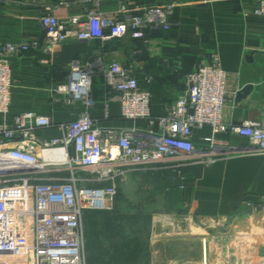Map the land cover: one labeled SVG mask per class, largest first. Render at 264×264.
Instances as JSON below:
<instances>
[{"label": "crops", "instance_id": "crops-1", "mask_svg": "<svg viewBox=\"0 0 264 264\" xmlns=\"http://www.w3.org/2000/svg\"><path fill=\"white\" fill-rule=\"evenodd\" d=\"M156 5H173L170 26L145 27L142 37L128 32L105 40L71 37L52 44L41 24L45 14L86 18L92 8L103 15L128 20ZM261 9L262 13H256ZM109 32L106 29L108 35ZM8 42H26L29 48L8 57L12 69L11 105L7 113L0 112V124L11 127L16 116L25 112L47 116L52 125L35 130L37 137L44 140L62 138L65 135L62 125L86 112L100 127L127 129L144 124L143 120L122 115L120 93L107 82L105 71L101 70L114 61L133 67L140 87L150 92L152 115L161 116L168 115L174 102L185 92L187 75L201 65L211 64L216 53L227 73L224 122L240 124L264 119L261 0H101L97 4L88 0H69L68 4L61 0H0V50ZM76 62L92 67L91 103L61 89L71 82L72 66ZM247 85H252L249 93L239 96ZM212 136V126L205 124L195 130L194 143L211 149L205 138ZM215 138L218 154L211 163L193 161L182 167L180 175L158 165L144 166L127 174L133 179L138 176L157 179L158 191L166 197L164 202L177 211L202 219L245 221L246 234H253L256 240L251 252L258 255L257 259L254 255L245 256L243 251L239 258L231 251L223 258L215 253L203 254L208 256L210 264H252L253 259L263 264L264 212L255 210L249 203H259L264 195V154L246 152L250 148L249 139L233 132L217 133ZM47 175L50 173L41 177ZM82 225L86 264L87 260L90 264L114 263L110 254L112 239L106 237L101 225L91 232L83 217ZM100 252L105 255L99 256ZM135 263L156 264L144 258L130 262ZM179 263L192 264L183 256H171L159 264Z\"/></svg>", "mask_w": 264, "mask_h": 264}, {"label": "built area", "instance_id": "built-area-1", "mask_svg": "<svg viewBox=\"0 0 264 264\" xmlns=\"http://www.w3.org/2000/svg\"><path fill=\"white\" fill-rule=\"evenodd\" d=\"M88 1L97 4L101 0ZM61 2L68 4L69 0ZM173 12V5H156L128 20H119L92 8L86 18L45 14L41 24L52 44L71 37L105 40L128 32L142 37L145 27L168 28ZM28 48L26 42H8L0 50L1 113H7L11 105L12 69L8 57ZM101 70L120 93L123 117L143 120L142 126L100 127L86 112L62 125V138L44 140L35 130L52 125L47 116L25 112L16 116L11 127L0 124V264H86L84 209L112 208L116 182L131 170L158 165L180 175L182 167L193 161L213 162L218 154L214 146L217 133L247 137L250 148L246 152L264 154V119L240 124L223 120L227 73L218 54H213L211 64L201 65L187 75L185 92L170 113L161 116L152 115L150 92L140 87L132 66L114 61ZM72 72L71 82L62 85V91L91 103L92 67L76 62ZM205 124L213 128V136L205 138L211 149L194 143L195 130ZM47 151L62 157L46 158ZM44 173L50 175L42 178ZM249 205L264 212V195L259 203ZM201 264L210 263L204 260Z\"/></svg>", "mask_w": 264, "mask_h": 264}, {"label": "rangeland", "instance_id": "rangeland-1", "mask_svg": "<svg viewBox=\"0 0 264 264\" xmlns=\"http://www.w3.org/2000/svg\"><path fill=\"white\" fill-rule=\"evenodd\" d=\"M116 183L118 196L114 206L126 212L144 211L151 215L147 245L150 261L159 264L168 257L183 256L189 263L201 264L203 254L215 253L223 258L229 251L238 258L243 251L245 256L254 255L257 259L258 255L251 252L256 240L246 238L244 220L202 219L177 211L164 202L166 197L158 191L160 182L154 178L133 179L126 174ZM254 261L252 264H257Z\"/></svg>", "mask_w": 264, "mask_h": 264}, {"label": "trees", "instance_id": "trees-1", "mask_svg": "<svg viewBox=\"0 0 264 264\" xmlns=\"http://www.w3.org/2000/svg\"><path fill=\"white\" fill-rule=\"evenodd\" d=\"M117 196L118 186L112 208L84 209L83 218H85L86 225H90L91 232L101 225L106 237L112 239L113 253L110 254L114 263L109 264H130L131 261L138 262L140 258L146 261L149 259L147 245L151 215L144 211L126 212L118 209L117 205L114 206ZM98 255L102 256L105 253L100 252ZM87 262L91 263L89 260Z\"/></svg>", "mask_w": 264, "mask_h": 264}, {"label": "bare ground", "instance_id": "bare-ground-1", "mask_svg": "<svg viewBox=\"0 0 264 264\" xmlns=\"http://www.w3.org/2000/svg\"><path fill=\"white\" fill-rule=\"evenodd\" d=\"M45 156H46V158H51V157H62V155H55V152L54 151H47L46 152V154H45ZM252 230H253V228H252ZM256 230V229H255ZM259 231V230H258ZM254 232V231H253ZM246 233V232H245ZM246 238L247 239H249V241H251V240H253L255 237H254V235L253 234H250V235H246ZM245 244V243H244ZM204 245H205V243H204ZM205 249H206V246H203ZM246 250V249H245ZM205 251V250H204ZM203 259V261L204 260H207L208 261V256L206 257L205 255H204V257L202 258Z\"/></svg>", "mask_w": 264, "mask_h": 264}, {"label": "water", "instance_id": "water-1", "mask_svg": "<svg viewBox=\"0 0 264 264\" xmlns=\"http://www.w3.org/2000/svg\"><path fill=\"white\" fill-rule=\"evenodd\" d=\"M251 88H252V85H247L243 89L242 93L241 92L239 93V96H245V95H247L249 93V91H250Z\"/></svg>", "mask_w": 264, "mask_h": 264}]
</instances>
